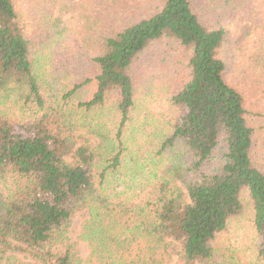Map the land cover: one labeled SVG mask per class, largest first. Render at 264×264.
<instances>
[{
  "label": "trees",
  "instance_id": "trees-1",
  "mask_svg": "<svg viewBox=\"0 0 264 264\" xmlns=\"http://www.w3.org/2000/svg\"><path fill=\"white\" fill-rule=\"evenodd\" d=\"M70 1L0 0V264H264V0Z\"/></svg>",
  "mask_w": 264,
  "mask_h": 264
},
{
  "label": "rangeland",
  "instance_id": "rangeland-1",
  "mask_svg": "<svg viewBox=\"0 0 264 264\" xmlns=\"http://www.w3.org/2000/svg\"><path fill=\"white\" fill-rule=\"evenodd\" d=\"M75 1V0H74ZM78 1V0H76ZM71 2L69 3V8L68 11L64 14V24L67 27V32L66 34L63 36L65 39H67L66 44H65V48L64 49H60L57 53V58L62 60L65 59V57L67 55H73L75 53V46L78 43L79 39H82V36L80 34L81 28H82V21L79 20L77 18V14L73 11H70L71 6ZM235 23H233L232 25H230V28H232V26ZM248 26V34L247 37H249V41L251 42L252 38H255V36L259 33L258 30L251 24H247ZM238 27V26H237ZM152 53H146L144 54L138 61V64H136V67L134 68V73L136 75L141 74V69L142 66L141 64L146 60V57L151 56ZM72 60V58H71ZM144 88V87H143ZM180 185V184H179ZM181 186V185H180ZM87 217V213L84 211L82 212L80 215H78L75 218V221L72 225V227L69 230V243L72 244L78 251L79 257L81 258L82 262L86 259V257L89 254V247L87 245V243L83 240H81L78 237V233H79V226L80 223L82 221V219ZM173 258L174 260L177 258V255L175 254V252L173 253Z\"/></svg>",
  "mask_w": 264,
  "mask_h": 264
}]
</instances>
